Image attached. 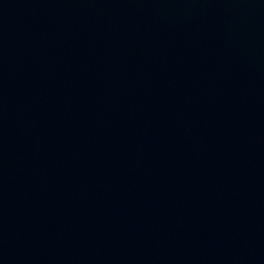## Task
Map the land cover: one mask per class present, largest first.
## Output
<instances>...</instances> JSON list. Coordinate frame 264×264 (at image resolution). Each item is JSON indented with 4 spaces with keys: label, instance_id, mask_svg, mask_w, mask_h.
Returning a JSON list of instances; mask_svg holds the SVG:
<instances>
[{
    "label": "water",
    "instance_id": "water-1",
    "mask_svg": "<svg viewBox=\"0 0 264 264\" xmlns=\"http://www.w3.org/2000/svg\"><path fill=\"white\" fill-rule=\"evenodd\" d=\"M0 264H264V0H0Z\"/></svg>",
    "mask_w": 264,
    "mask_h": 264
}]
</instances>
